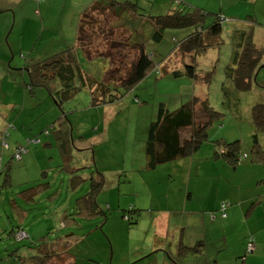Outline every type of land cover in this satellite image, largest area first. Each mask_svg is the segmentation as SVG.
I'll list each match as a JSON object with an SVG mask.
<instances>
[{
  "label": "rangeland",
  "instance_id": "rangeland-1",
  "mask_svg": "<svg viewBox=\"0 0 264 264\" xmlns=\"http://www.w3.org/2000/svg\"><path fill=\"white\" fill-rule=\"evenodd\" d=\"M129 1L152 15L166 14L178 6L174 0ZM186 1L191 7L212 13L210 18L213 14L225 17L220 48H208L192 59H185V63L195 65L198 73L215 70L210 83L171 74L173 69L183 67L175 40H180L189 29L168 28L159 42L144 41L157 68L129 90L120 86L123 95L116 89V98L108 96V103L92 105L91 90L87 87L57 103L46 88L34 86L31 91L27 84L29 65L40 60L45 65L42 59L61 55L70 47L77 48L74 44L77 13L91 3L81 9L86 0H0V8H11L10 12L0 13V172L11 159L7 182L4 174H0V264H31L34 250L27 245L43 235L51 240L62 237L53 248L68 250L72 255L70 264H246L244 256L252 263L255 260L252 256L261 254V249L246 253L249 236H254V231L264 245L260 213L256 217V212L247 215V210L239 209L227 222L217 211L221 202L239 200L238 190L245 188L240 187L244 177L225 178L227 189L217 190L219 180L213 167L217 174L223 170L208 159L203 160L201 174L194 166L190 177L171 164L173 161L157 165L155 171L146 169L142 138L147 136L150 121L156 119L159 104L174 110L194 95L206 97L218 112L207 130L208 142L212 144L206 145H214L220 152L235 142L241 155L244 152L250 155L249 161L254 156L253 135L258 134L254 129L251 131L255 94L240 91L230 100L222 95L223 86L229 87L224 81L232 50V27L244 26L245 17L261 13L264 3ZM114 22L112 16H97L96 37L91 47L102 50L100 42L117 39L119 47L112 56V65L126 61L125 65L130 66L134 56L129 50L133 47L126 44L123 48L121 44L128 40L126 30L113 29ZM145 28L142 25L139 30L142 39L147 35ZM75 53L80 69L101 81L110 61L99 56L89 59L79 47ZM108 86L113 88L112 82ZM258 137L263 147L261 134ZM16 146L22 149L20 159L14 157ZM170 174L175 178L173 182L163 180ZM80 181L81 185L74 188L73 182ZM98 184L95 195L98 212L88 215L77 199ZM181 187L178 198L172 193L168 197V192ZM244 191L253 193V188L247 186ZM54 192L55 196H50ZM169 198L172 211L168 213ZM130 208L138 212L129 215ZM163 212L172 219V225L164 230L154 224L155 217ZM213 214L218 216L216 220L209 219ZM61 218L66 227L62 226ZM17 228H23L29 237L17 241L12 235ZM182 246L194 247L198 253L188 251L179 256L177 251Z\"/></svg>",
  "mask_w": 264,
  "mask_h": 264
},
{
  "label": "trees",
  "instance_id": "trees-1",
  "mask_svg": "<svg viewBox=\"0 0 264 264\" xmlns=\"http://www.w3.org/2000/svg\"><path fill=\"white\" fill-rule=\"evenodd\" d=\"M174 2L178 6L174 7L170 12L152 15L147 11L144 13L138 4L129 0H94L80 13L75 41L77 48L70 47L64 50L61 55H54L49 59H42L48 68H45V65H41V60L28 66L30 81L27 84L30 90L32 91L34 86H42L52 94L57 103H63L73 94L82 90L84 86L89 85L91 89L90 95L93 98L91 104L101 105L108 103V96H111L110 99L116 98V89L120 92V86L129 90L146 78L152 69L155 70L157 68L152 60L151 54L147 50L145 40L136 37L135 35L137 33L135 30L133 31L134 35L127 36V42L124 45L121 44L123 48L126 44L131 48L133 47L132 50L130 49L131 51L129 50V53L131 52L132 56H134L130 66L125 65L126 61L118 64L119 66L112 65L113 62L111 59L114 58L112 56H115L119 47L117 39L113 40L112 38H108L100 42L103 47L101 48L102 50L97 49V47L96 49H92L91 43L94 42L96 37L94 23L98 15L114 17L116 22L112 25L113 29L119 27L123 29L125 27L124 24L130 23L128 19L131 15L144 19L151 27V40L154 42H159L163 38L165 30L168 28H188V32L180 40L175 38L176 53L180 56L179 58L182 61L183 67L179 70L173 69L170 72L173 76L186 75L195 81L209 84L215 70L213 72L209 70L204 73H198L195 65L191 64L190 61L185 63V59L189 57L192 59V57L201 54L208 48H220V45L223 44L222 33L225 17L220 14H213L215 16L210 18L209 14L212 13L202 8L191 7L186 0H174ZM208 20L210 21L207 22ZM242 38L246 40V43L240 48V52H235L239 56L236 59H232L234 66H226L225 68V74L232 84L230 89L223 86V93L227 95L226 97L224 95V98L227 99H229L228 97L231 93L233 95L234 92L249 91L252 89L255 83L253 77L262 57L260 47H257L246 33ZM78 47L85 50L89 59L92 56H99L106 57V60L110 61L109 69L105 73L106 77H102L101 81H97L80 69L81 66L79 65L77 56H75ZM118 54H121V51ZM124 67L126 69H123ZM69 68L73 71H78V78L83 76L86 78L81 79L77 84H65L58 91H54V83L62 84L66 80H70V77L66 73V70L68 71ZM85 79L90 80V83ZM108 82H112L113 88L108 86ZM112 91L113 94L111 95ZM121 95L123 94L121 93ZM217 115L218 112L209 105L207 98L199 95H194L191 100L181 104V106L174 110H170L166 105L160 103L156 113V119L151 121L147 128L144 147L147 168L152 170L159 164L172 162L190 156L198 151L204 143L209 141L207 129ZM252 124L255 126V131L264 129V102H258L252 107ZM186 131H188V134H186ZM228 145L231 147H227V149L222 148L225 149V152L222 149H220V152L216 150L215 157H224L232 161L234 166L238 165L244 158V154L240 155L235 142ZM252 148L254 154L253 160L264 163V152L259 144L256 133L253 135ZM10 168L11 159L7 162L4 170L0 172V174H4V182H7L6 177L8 178L10 176ZM73 183H75L73 187L76 188L80 185L81 181L79 183ZM99 186L100 184L97 186L93 185L90 191L77 199V204H80V207L88 215L98 212L95 195H97ZM33 192L36 191L33 190ZM229 205V202L223 201L218 206L217 211H219L221 218L224 219L227 217L226 210ZM128 212L130 215L138 211L130 208ZM130 218L127 216L128 220ZM19 230L20 228H17L12 231V235L16 237V233ZM21 231H23L22 228ZM28 237L25 236L22 239L16 238V240L22 241ZM53 240L48 235H43L37 241L28 243L27 247L34 250V254L30 257L33 264H66L65 262L68 260L70 252L68 250H62V247L59 246V250H54L53 245L60 243V237L56 236ZM188 251L195 254L198 253V250L194 247L182 246L178 248L177 254L184 256ZM253 252L254 250L246 253L251 254ZM200 255H202L201 252ZM12 256L23 260L18 254H12Z\"/></svg>",
  "mask_w": 264,
  "mask_h": 264
},
{
  "label": "crops",
  "instance_id": "crops-1",
  "mask_svg": "<svg viewBox=\"0 0 264 264\" xmlns=\"http://www.w3.org/2000/svg\"><path fill=\"white\" fill-rule=\"evenodd\" d=\"M251 1L253 3L255 2V0H251ZM261 1L264 3V0H261ZM89 3H91V2L86 0V3L83 4L84 6H81L82 7L81 9H83ZM261 10H262L261 13H250L249 15H247L245 17L246 23L244 24V26H242L240 28H237V26L232 27V37H234V38H233V41L231 43V45H232L231 56L229 58V62L226 64V66H228V67L234 66L232 63V61H233L232 59H234V58L236 59L239 56L235 52H240V48L243 47L244 44L246 43V40H243V38H242L243 35H245V33L247 34V36H249L251 38V40L253 41V43H255V45L257 47H260L259 49L262 51V57H261L260 62L258 63V66L256 68V71H255V74L253 77V80L255 82V76H256L257 82H255L253 84L252 89L248 91V92H252L251 94H255L254 99L256 98V101L254 103L264 102V17H261V15L264 14V6L262 7ZM10 11H11V8H6V9L0 8V13L10 12ZM80 12L77 13V15H78L77 26L79 23ZM128 20L130 21V23H127L124 27V30H126L127 36L134 35L133 31L135 30V32L137 33V35H135V36L138 38H141V35L139 34V30H140V27L142 25H145L147 35H146V37H144V40L145 41L151 40V27L149 26V23L147 21H145L144 19L138 18L136 16L134 17L132 15ZM76 29H77V27H76ZM75 41H76V39H75ZM74 44H76V43H74ZM151 56H152V53H151ZM107 66L109 67L108 64H107ZM70 70H71L70 68L68 71L66 70V73H67L68 77H70V80H66V82L62 83V84L61 83L60 84L54 83L53 84L54 91H58V89L63 87V85H65V84H69V83L70 84H74V83L77 84L80 82L81 79L86 78L85 76H83V77H79L78 80H76V75L77 76L79 75L78 71L75 72L73 70H71V71ZM148 79L149 78H147V80ZM85 80L88 83H90V80H88V79H85ZM224 83L229 84L228 89H230L232 87V84H231L230 80L228 79V77L226 76V74H225ZM86 87L88 89H90L89 85L84 86V88H86ZM200 89H201L200 91H202L203 87H200ZM194 90H195V87H194ZM237 93H239V92H237ZM75 94H73L72 96H74ZM222 96H224V94ZM236 96L237 95L234 92L233 95L231 93L228 98L230 100V98H234ZM249 118L250 117H248L247 120ZM243 119L245 120V118H243ZM150 123H151V121H150ZM147 128H148V126H147ZM251 128H252L251 131L253 132V129L255 130V126L252 124ZM208 129H209V127H208ZM257 132H258L257 137L259 136V134H261V142L263 144V147L261 146V148L264 152V149H263L264 148V129L263 130H257ZM208 138H209V134H208ZM145 139H146V137L142 138V142L145 143ZM258 141H259V137H258ZM210 143L211 142L204 143L201 146V148L199 149V150H204V153L203 152L198 153L196 151L190 156L174 160L171 164H175V166H178L182 173H186V176L190 177L192 175V170H193L194 166H195V170L199 174H201L200 169H201V167L204 168L203 167V160L208 159L210 162H214L215 166H217L218 168H222V170H223L222 173L217 174L216 168L213 167V169L217 175V180H219L217 190H219L220 187H224V189H227V185H226L227 180L225 178L229 179V178H234V177L238 176V178L241 179L244 177L245 180L241 179L242 182L240 183V187L241 186L245 187L244 188V190H245L247 188V186L248 187L252 186L253 193H252V191L249 193H245V191L242 189L238 190V199L239 200L237 202H234V203H232V202L229 203L230 205L226 210L227 217L224 219L222 218V220H227V222H230L231 219L233 218V216L239 211V209L241 211H244V209H245L248 212L247 215H249L251 212H253V213L256 212V217H257V215L260 213V215H261V217H260V229L264 230V163H262V161H257V160L256 161L255 160L249 161L248 159H250V155L247 152H244V154H246V156H245L246 158H243L240 161L241 163L239 162L238 165L234 166L232 164L233 162L230 161L229 159H225L224 157H215L216 148L213 147L214 145L213 146L212 145H206V144H210ZM243 160L244 161L248 160V161L243 163L244 162ZM146 166H147V159H146ZM146 166H145V168H146ZM210 167H211V165H210ZM146 169H148V168H146ZM155 170H156V168L152 169V170L150 169V171H155ZM170 172H171V170H170ZM224 179H225V181H224ZM163 180H165L166 182L167 181L173 182L175 180V178L172 176V174H170V175H166V177ZM186 182L189 184V181L187 179H186ZM48 187H50V185ZM182 190L183 189L181 187V188L175 190L174 192H168V197H169L170 193H172V195L174 197L178 198L177 196L182 194ZM55 192L50 196H55ZM182 197H183V195L180 198H182ZM230 201H233V200L230 199ZM170 202H171V198L168 199V207H169L168 213L172 211L171 206H170ZM217 204H218V201L214 205L215 208H217ZM245 204L248 206H246L244 208L243 205H245ZM165 213L166 212H163L160 216H156L155 217L156 220L154 223L156 226L160 225L159 228H161L163 230L166 227H168L169 225H172L171 224V222H172L171 215H169V214L167 215ZM63 214L61 216H63ZM217 218H218V216L216 214L215 215L213 214L211 216V218H209V219L210 220H216ZM261 218H262V220H261ZM61 222L63 223V225H62L63 227L67 226L66 222L63 221L62 218H61ZM20 230H21V228H20ZM22 230L25 232L26 236H29V233H27L23 228H22ZM249 233H252V232L249 230ZM253 234H254V236L253 235L249 236L247 243H249L250 239L253 238L254 245H255V248L253 250H254V252L255 251L258 252L261 249V254H259V255L254 254L252 257H254L255 260L252 261V263H249L247 261L248 259H246V257L245 258L243 257V262H245L246 264H264V251H263L264 245L259 239L256 238V235H257L256 231H254ZM57 237H60V241L62 240L61 236H57ZM71 259H72V255L71 256L69 255L68 261H66L65 263L70 264ZM18 260H20V259H18ZM162 263H164V261ZM53 264H56V263H53Z\"/></svg>",
  "mask_w": 264,
  "mask_h": 264
},
{
  "label": "built area",
  "instance_id": "built-area-1",
  "mask_svg": "<svg viewBox=\"0 0 264 264\" xmlns=\"http://www.w3.org/2000/svg\"><path fill=\"white\" fill-rule=\"evenodd\" d=\"M21 148L18 146L14 149L15 153H14V157L15 158H19L20 159V154H21ZM246 155L244 154L243 157H245ZM224 215V214H223ZM26 234L24 231H17L16 233V238L17 239H22L23 237H25ZM254 249V240L253 238L250 239V242L248 243V246H247V249H246V252L249 253V252H252Z\"/></svg>",
  "mask_w": 264,
  "mask_h": 264
}]
</instances>
